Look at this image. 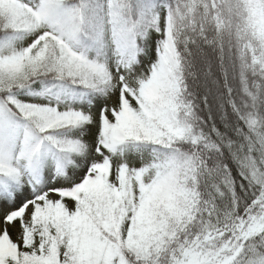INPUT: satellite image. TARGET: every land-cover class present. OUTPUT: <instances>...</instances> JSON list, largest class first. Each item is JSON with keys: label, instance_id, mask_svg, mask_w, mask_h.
Masks as SVG:
<instances>
[{"label": "snow or ice", "instance_id": "snow-or-ice-1", "mask_svg": "<svg viewBox=\"0 0 264 264\" xmlns=\"http://www.w3.org/2000/svg\"><path fill=\"white\" fill-rule=\"evenodd\" d=\"M0 264H264V0H0Z\"/></svg>", "mask_w": 264, "mask_h": 264}]
</instances>
